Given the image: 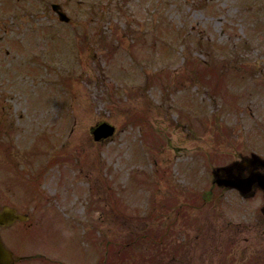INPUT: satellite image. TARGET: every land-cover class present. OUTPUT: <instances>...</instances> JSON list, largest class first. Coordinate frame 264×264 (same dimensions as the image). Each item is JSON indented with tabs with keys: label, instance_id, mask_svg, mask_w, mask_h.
I'll return each mask as SVG.
<instances>
[{
	"label": "rangeland",
	"instance_id": "374dc122",
	"mask_svg": "<svg viewBox=\"0 0 264 264\" xmlns=\"http://www.w3.org/2000/svg\"><path fill=\"white\" fill-rule=\"evenodd\" d=\"M263 146L264 0H0L14 264H264L256 206L199 207L213 167Z\"/></svg>",
	"mask_w": 264,
	"mask_h": 264
},
{
	"label": "flooded vegetation",
	"instance_id": "af4514ba",
	"mask_svg": "<svg viewBox=\"0 0 264 264\" xmlns=\"http://www.w3.org/2000/svg\"><path fill=\"white\" fill-rule=\"evenodd\" d=\"M261 149V148H260ZM244 151L234 160L226 164L215 166L211 169L213 181L209 187V194L211 197L223 196L226 192H233L240 202L244 205L256 206L253 211H250L254 216H259L264 220V183L257 178H264V168H262L255 159L250 158L252 154H256L264 159V146L261 150ZM226 168H229L226 170ZM225 169V170H223ZM228 179L230 183L237 182V189L224 186H218L214 180ZM206 202V201H205ZM204 202V204H205ZM1 209L7 207L14 209L16 213H20L16 208L7 204H1ZM256 218V217H255ZM25 223V222H24ZM20 222L15 221L11 226L0 229H8ZM2 238V237H1Z\"/></svg>",
	"mask_w": 264,
	"mask_h": 264
},
{
	"label": "water",
	"instance_id": "95a60500",
	"mask_svg": "<svg viewBox=\"0 0 264 264\" xmlns=\"http://www.w3.org/2000/svg\"><path fill=\"white\" fill-rule=\"evenodd\" d=\"M52 10L55 11L58 15L60 21H68L66 15L61 11L59 5H52ZM113 133V128L105 123L98 125L93 131V138L94 140H99L101 138H106ZM14 219L26 220L25 217L14 215L7 213L5 210L4 212H0V225L5 226L9 225ZM13 259L11 253L5 250L4 246L0 242V264H12Z\"/></svg>",
	"mask_w": 264,
	"mask_h": 264
},
{
	"label": "trees",
	"instance_id": "16d2710c",
	"mask_svg": "<svg viewBox=\"0 0 264 264\" xmlns=\"http://www.w3.org/2000/svg\"><path fill=\"white\" fill-rule=\"evenodd\" d=\"M158 257V256H157ZM158 263V262H157Z\"/></svg>",
	"mask_w": 264,
	"mask_h": 264
}]
</instances>
